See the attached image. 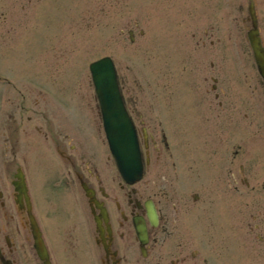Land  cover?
<instances>
[{
    "label": "rangeland",
    "instance_id": "obj_1",
    "mask_svg": "<svg viewBox=\"0 0 264 264\" xmlns=\"http://www.w3.org/2000/svg\"><path fill=\"white\" fill-rule=\"evenodd\" d=\"M253 4L261 24L264 0H0V96L5 99L0 124H17L20 129L21 124L94 123L97 129L102 123L88 66L109 56L135 124H160L174 150L180 152L174 167L167 169L178 177L173 184L179 195L185 196L184 181L192 177L190 171L198 170L206 177L202 167L212 169L209 158L220 148H233L229 133L224 134L226 124H235L243 138L253 124L256 134L249 150H255L256 163L264 166V140L257 136L261 134L257 125L264 124V119L255 107L258 97L263 103L264 83L253 59L245 64L241 59L243 65L237 62L240 53H251L249 6ZM218 70L220 78L212 92V78ZM172 124H202L203 139L185 138L183 128L175 129ZM212 124H222L221 129L214 131ZM30 134L29 145L22 142L9 160L13 168L23 166L24 160L34 168L31 182L40 201L47 185L40 156L30 152L38 150L32 141L36 137ZM241 142L231 168L238 170L243 165L245 176L253 164L251 152ZM186 145L192 156L186 154ZM191 146H202L206 154L200 156L197 150L192 154ZM30 167L25 166L28 172ZM229 169L225 163L221 172ZM159 170L157 163H149L140 183L152 180ZM187 171L188 175L181 174ZM254 176L249 185L262 191V173ZM239 189L235 192L241 216L238 240L227 238L229 244L219 240L214 256L225 264H264V246L257 238L264 237V228L245 234L249 197Z\"/></svg>",
    "mask_w": 264,
    "mask_h": 264
},
{
    "label": "flooded vegetation",
    "instance_id": "obj_2",
    "mask_svg": "<svg viewBox=\"0 0 264 264\" xmlns=\"http://www.w3.org/2000/svg\"><path fill=\"white\" fill-rule=\"evenodd\" d=\"M259 19H262L261 24L258 21V29L264 45V16ZM241 54L240 61L253 62L252 53ZM215 86L212 83V92ZM3 102L5 99L1 100L0 96V107ZM262 107L264 111V99ZM174 125L182 127L188 139L190 128L199 126ZM136 126L143 141L144 160L152 152L154 164L160 170L149 182L129 185L111 169L105 143L102 141L101 148L91 144L89 136L93 134L88 125L33 124L29 128L28 124H21L19 129L17 124H0V264H218L214 244L228 233L232 237L236 232L238 215L231 191L239 188L238 172L237 167L231 166L239 151L230 154V149L223 150L230 169L213 172L211 183H206L198 170L190 171L192 177H185L182 197L173 184L178 177L167 170L174 167L180 154L174 150L170 136L166 138L160 124L142 122ZM156 130L162 131L160 138ZM260 130L264 140V124ZM30 132L50 144L49 162L56 169L53 180L45 183L46 194L40 201L33 191L21 196L15 190V171L9 160V155L14 157L18 151L16 147L31 136ZM143 134L150 138V148L145 146ZM194 135L192 132L191 136ZM249 141L252 143L253 133ZM188 147L185 152L192 156ZM191 148V153H195L197 149ZM197 152L200 156L204 154L203 150ZM223 152L217 151V156L209 160L221 161ZM246 173V177H240L246 183L249 197L244 222L253 233L264 228V186L261 193L255 191L247 180L255 177L254 171L250 169ZM261 173L264 178V166ZM26 174L29 176L27 168ZM181 174L188 175V171ZM223 175L227 179V188L223 189L230 190L228 195H221L220 188L215 186ZM148 202L156 211L155 225L148 218ZM139 221L146 226L145 241L136 232L135 223ZM260 239L264 244L263 238Z\"/></svg>",
    "mask_w": 264,
    "mask_h": 264
},
{
    "label": "water",
    "instance_id": "obj_3",
    "mask_svg": "<svg viewBox=\"0 0 264 264\" xmlns=\"http://www.w3.org/2000/svg\"><path fill=\"white\" fill-rule=\"evenodd\" d=\"M253 7H250V14L253 18L252 23L254 29L249 32L250 45L252 46L256 65L260 75L264 79V49L258 37L256 27V17L253 14ZM114 66L110 58L105 57L90 64V72L97 93L103 121L109 139L112 154L117 161L118 167L122 175L128 181H134L135 176H140V158L138 145L136 140L135 129L130 122L129 116L124 107L117 85V78L114 72ZM19 182L16 188L21 192H25L22 176L16 175ZM152 208V206H150ZM155 220L153 209L149 211V215ZM137 231L140 236L145 237V226L143 221L137 223Z\"/></svg>",
    "mask_w": 264,
    "mask_h": 264
},
{
    "label": "bare ground",
    "instance_id": "obj_4",
    "mask_svg": "<svg viewBox=\"0 0 264 264\" xmlns=\"http://www.w3.org/2000/svg\"><path fill=\"white\" fill-rule=\"evenodd\" d=\"M33 25V24H32ZM105 58V57H104ZM114 72L117 74V72H116V69L114 68ZM90 73V72H89ZM90 78H91V75H90ZM117 78H118V75H117ZM117 82V85H118V87H120L121 88V83L117 80L116 81Z\"/></svg>",
    "mask_w": 264,
    "mask_h": 264
}]
</instances>
